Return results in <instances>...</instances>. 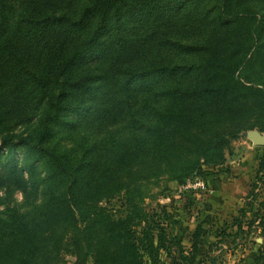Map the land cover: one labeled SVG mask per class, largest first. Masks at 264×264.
Wrapping results in <instances>:
<instances>
[{
	"label": "trees",
	"instance_id": "16d2710c",
	"mask_svg": "<svg viewBox=\"0 0 264 264\" xmlns=\"http://www.w3.org/2000/svg\"><path fill=\"white\" fill-rule=\"evenodd\" d=\"M98 124L101 149L63 143ZM253 128L264 132V0H0V189L39 198L0 212V264H52L68 229L93 264H192L196 244L174 249L159 218L138 206L114 218L97 200L142 159L179 180ZM255 186L230 233L259 231L264 263Z\"/></svg>",
	"mask_w": 264,
	"mask_h": 264
},
{
	"label": "rangeland",
	"instance_id": "374dc122",
	"mask_svg": "<svg viewBox=\"0 0 264 264\" xmlns=\"http://www.w3.org/2000/svg\"><path fill=\"white\" fill-rule=\"evenodd\" d=\"M122 126L113 127V133L124 134ZM103 128L104 124L89 130L79 127L66 132L70 136L63 143L74 144L80 149L82 137H87L86 145L92 143L93 149L99 150L102 147L100 142L106 139ZM243 132L248 135L257 132L264 137V132L256 128L240 132L224 149L222 161L214 163L212 159L205 160L199 155L196 157L197 167L189 176L179 180L175 179L176 172L165 163L142 159L122 172L121 178L126 187L103 196L97 200V205L109 209L114 218L134 206H138L144 215L152 214L159 218L166 232L178 243L174 249L183 247L184 255L192 256L189 248L196 244L194 259L190 260L192 264H209L211 258H214L215 264H264L255 261L263 238L259 231L248 234V241L241 235L236 237L235 243L231 241V225L238 216L239 208L248 200L246 196L253 184H256L253 211L259 209L260 213L264 212V203L258 205L264 202V168L259 170L261 161L264 162V145L257 144ZM14 156L20 166H24V151L19 149ZM0 164H3L2 158ZM118 184L115 181L109 188H117ZM33 193L26 195L19 189H0V212H4L7 206L30 212L39 201ZM250 216V213L246 215L247 218ZM245 220L243 218V222ZM254 222L258 223V217L254 218ZM220 230L227 232L219 236ZM66 234H73L72 230L64 231V235L60 232L63 245L59 257L52 264H93V257L82 236L79 234L78 245H72V242L66 241ZM178 252H173V255ZM162 258L171 261L165 253H162Z\"/></svg>",
	"mask_w": 264,
	"mask_h": 264
},
{
	"label": "water",
	"instance_id": "95a60500",
	"mask_svg": "<svg viewBox=\"0 0 264 264\" xmlns=\"http://www.w3.org/2000/svg\"><path fill=\"white\" fill-rule=\"evenodd\" d=\"M243 135L247 136V132H243ZM250 138H252L257 144L264 145V137L258 134L257 132L252 133L248 135Z\"/></svg>",
	"mask_w": 264,
	"mask_h": 264
}]
</instances>
